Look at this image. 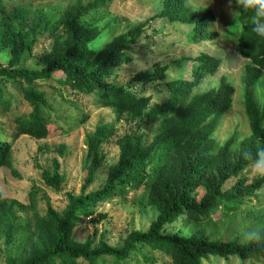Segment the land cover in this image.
<instances>
[{"label": "trees", "instance_id": "16d2710c", "mask_svg": "<svg viewBox=\"0 0 264 264\" xmlns=\"http://www.w3.org/2000/svg\"><path fill=\"white\" fill-rule=\"evenodd\" d=\"M109 0H91L85 4L76 1L64 9L56 20L35 19L29 26L28 38L19 25L25 21L30 9L14 7L6 11L0 0V52L6 50V65H0V105L8 108L3 97V84L16 85L23 101L30 107L25 117L15 118L14 132L7 138L0 135V167H8L12 140L19 135L34 139H49L62 133V129L45 122L39 106L45 93L37 89L35 82L52 80L75 92L94 97L98 107H111L116 116L123 114L141 122L131 132H124L116 140L118 154L104 181L98 189L84 192L94 180L103 155L99 145L110 135L106 125L96 126L84 135L86 147L85 173L77 194L66 193V204L61 213L49 207L41 216H35L32 236L26 258L7 256L4 264H97L103 256L124 260L137 246L147 247L165 257L168 264H202L209 258L228 260L236 258L264 261V223L245 244L234 241L210 240L198 231L189 236L164 234V225L179 214L186 220L199 223L220 215L235 212L243 199L257 195L264 186V177L248 184L237 178L228 190L223 183L230 177H238L240 171L253 161L245 158L264 148V103L259 105L254 96L256 81L264 72V38L251 31L250 13L242 12L232 0V12L237 13L234 33L237 30L235 50L248 63L242 67V106L248 122L249 134L236 142L233 136L217 144L212 134L220 117L230 108L234 89L231 84L219 80L217 87L201 92L193 89L205 77L213 76L220 67L219 56L202 53L191 66L189 79L164 82L167 97L164 102L148 107L149 96L131 90L132 83H153L164 78L166 66L155 67L150 73L134 75L125 86L108 83L107 78L116 67L126 63L123 53L142 34L146 21L132 26L113 37L101 52L87 51L86 45L96 37V28L82 25V17L90 10L105 5ZM185 0H162L161 11L150 18L165 17L168 21H180L192 25L191 41L213 39L209 32L213 16L207 8L190 10ZM59 32L53 34L56 29ZM48 34L51 43L47 50L35 58L34 67L23 65L39 42V36ZM157 123L147 140L137 130L143 124ZM152 164V165H150ZM42 181L59 190L62 179L55 172H41ZM147 184L146 202L154 208L156 216L147 230H132L125 235L119 247L99 241L96 246L88 242H74L70 230L80 217L93 214L92 207L109 201L115 192ZM197 189L203 191L197 198ZM5 199L0 193V226L6 228L3 241L8 243L12 230L5 211ZM149 261L152 258H145ZM153 260V259H152Z\"/></svg>", "mask_w": 264, "mask_h": 264}, {"label": "rangeland", "instance_id": "374dc122", "mask_svg": "<svg viewBox=\"0 0 264 264\" xmlns=\"http://www.w3.org/2000/svg\"><path fill=\"white\" fill-rule=\"evenodd\" d=\"M79 1L85 4L91 0H2L6 11L14 7L30 9L23 24L19 25L27 37L30 24L37 19L56 20L64 9ZM190 10L207 8L213 16L209 23V32L216 36L213 39L191 41L192 25L180 21H168L165 17L150 18L159 13L162 0H109L105 5L84 14L81 21L84 26L96 28V37L109 39L126 31L132 26L146 21L142 34L128 49L124 50L128 61L115 68L107 78L108 83L125 86L138 73H150L155 67L166 66L164 78L153 83H132L131 90L149 96L148 107L160 104L167 97L164 82L174 79H189L191 66L196 56L207 53L219 56L222 61L213 76L203 78L193 89L201 92L217 87L223 79L232 85L234 93L230 108L220 117L218 126L212 134L213 140L220 144L233 136L238 142L248 136L249 127L242 106V67L247 60L238 56L235 50L237 26L236 15L232 12L229 0H185ZM56 29L53 34L59 32ZM52 36V35H51ZM50 36V37H51ZM48 34L39 36V42L31 51V57L23 65L34 67L38 54L47 50L51 39ZM95 37V38H96ZM93 40V39H92ZM8 52H0V65H6ZM37 89L44 91L45 100L39 106L45 122L60 127L61 134L49 139H34L19 135L12 140L9 149L8 167H0V193L5 199L4 207L9 216L12 230L8 243L3 241L6 228L0 226V264L7 256L24 259L31 241L32 223L35 216L44 214L47 207L55 213H61L66 204V193L79 192L82 177L85 173L86 147L84 135L93 131L96 126L106 125L111 129L110 135L103 139L99 151L103 155L92 183L84 192L101 187L106 173L115 162L118 148L115 140L124 132H131L141 122L128 115L116 116L111 107H98L94 97L81 94L59 85L52 80L36 81ZM3 97L8 101V108L0 105V135L8 139L14 132L15 118L25 117L30 107L23 101L16 85L3 84ZM254 96L259 105L264 103V72L256 81ZM157 123L141 125L138 132L148 140ZM152 165V164H150ZM55 172L62 179V186L54 190L41 179V172ZM260 176L254 175L252 165L240 171L238 177H230L222 190L231 188L237 178H243L248 184ZM147 184L136 188L115 192L107 202L97 203L92 207L93 214L80 217L70 230L74 242H88L96 246L99 241L108 246L119 247L122 239L132 230L145 231L156 216V211L146 202ZM203 191L197 189V198ZM264 223V186L256 196L243 199L239 208L232 213L220 215L199 223L186 220L179 214L172 222L164 225V234L189 236L197 231L210 240L236 242L245 244L254 236L260 224ZM145 258H152L145 261ZM80 264H86L80 262ZM97 264H168L164 256L152 252L147 247L137 246L124 260L116 261L103 256ZM202 264H264V261L246 260L239 262L236 258L228 260L209 258Z\"/></svg>", "mask_w": 264, "mask_h": 264}, {"label": "clouds", "instance_id": "9594fccd", "mask_svg": "<svg viewBox=\"0 0 264 264\" xmlns=\"http://www.w3.org/2000/svg\"><path fill=\"white\" fill-rule=\"evenodd\" d=\"M234 2L242 12L250 13L248 23L251 31L258 37L264 38V0H234ZM231 3L232 0H229L230 5ZM109 43H111L109 39L100 40L96 37L87 43L86 49L92 53L101 52ZM245 158L253 161L254 175L264 177V148H258L254 156L246 152Z\"/></svg>", "mask_w": 264, "mask_h": 264}]
</instances>
